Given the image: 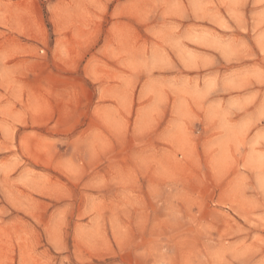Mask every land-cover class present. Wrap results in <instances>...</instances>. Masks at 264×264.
Wrapping results in <instances>:
<instances>
[{
  "label": "clouds",
  "instance_id": "clouds-1",
  "mask_svg": "<svg viewBox=\"0 0 264 264\" xmlns=\"http://www.w3.org/2000/svg\"><path fill=\"white\" fill-rule=\"evenodd\" d=\"M0 264H264V0H0Z\"/></svg>",
  "mask_w": 264,
  "mask_h": 264
}]
</instances>
